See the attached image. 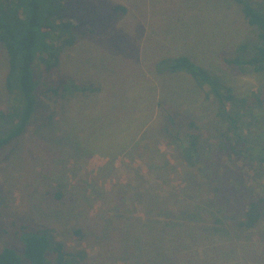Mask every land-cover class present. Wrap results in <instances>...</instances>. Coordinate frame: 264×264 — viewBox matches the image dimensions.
<instances>
[{
    "label": "rangeland",
    "instance_id": "obj_1",
    "mask_svg": "<svg viewBox=\"0 0 264 264\" xmlns=\"http://www.w3.org/2000/svg\"><path fill=\"white\" fill-rule=\"evenodd\" d=\"M243 1L264 13V0ZM69 5L82 17L114 5L128 13L96 22L95 32L76 36L72 44L70 33L50 41L57 47L64 86L77 88L56 95L42 89L24 133L0 149V252L10 247L21 253L17 233L30 226L47 229L69 251L84 253L80 264H151L160 248L186 238L191 248L180 253L177 264H264V243H253L257 235L237 243L217 237L215 246L207 245L213 237L186 223L216 225L209 215L211 178L214 169L224 172L231 164L216 132L215 103L186 73L155 68L160 59L188 56L238 97L263 89L264 73L224 62L241 45L248 44L249 53L260 44L243 6L236 0H72ZM48 55L43 50L35 60L40 86ZM9 71L0 44V103L11 107L16 90L7 88ZM188 119L204 134L191 165L172 150L169 144L178 142L164 130L179 133L184 145L195 131ZM12 126L0 121V139ZM165 137L171 141L165 143ZM244 168L230 175L245 173L249 185L264 193V172L250 183L252 169Z\"/></svg>",
    "mask_w": 264,
    "mask_h": 264
},
{
    "label": "trees",
    "instance_id": "obj_2",
    "mask_svg": "<svg viewBox=\"0 0 264 264\" xmlns=\"http://www.w3.org/2000/svg\"><path fill=\"white\" fill-rule=\"evenodd\" d=\"M71 1L0 0V44L7 50L10 66L7 88L12 92L16 90L11 107L0 103V121L13 122L12 128L0 139V149L24 133L36 112L38 97L45 92L42 89L45 88L46 92L56 95L77 88L74 84L70 87L64 86L66 81L57 69V47L50 41L60 33H70L72 40L68 42L72 44L76 36L95 32L96 22H104L108 17L117 20L128 13L125 6L114 5L82 17V12H75L70 7ZM236 2L243 6L244 17L255 29L260 44L249 53V45H241L237 48L236 56L225 58L224 62L230 67L252 68L256 73H264V13L243 0ZM69 10L75 14L71 13L68 17L61 15ZM57 19L60 25H57ZM43 50L49 55L48 58H43L45 68L41 76L44 75L45 86H40L41 79L36 75L35 60ZM155 68L159 73H186L194 80L197 88L204 92L206 99L215 103V122L219 124L216 132L226 161L231 164L224 172L214 169L215 173L211 178L209 215L215 218L216 225L207 227L201 223H186L200 226L213 237L205 240L207 245L215 246L217 237H234L237 243L243 241L245 236L255 235L258 237L253 240L254 246L259 242L264 243V227L260 228L264 224V193H258L249 185L245 173H241L239 177L230 175L234 169L245 172L246 166L249 170L252 169L253 173L250 183L261 180L260 171L264 172V88L254 91L250 96L238 97L231 87L223 84L188 56L160 59ZM82 89L89 91L91 88L85 86ZM188 125L195 131L188 133L184 145L181 144L183 140L179 133L173 135L175 132L169 127L164 130L169 138H175L178 142L172 146V142L169 144L172 150L175 149L181 158L191 165L189 162L192 157L201 153L199 150L204 134L198 133L199 128L195 121L188 119ZM169 138L165 137L164 142L171 141ZM163 205L162 202L159 206ZM27 228L31 227L27 226L23 228V232L21 230L17 233L23 243L21 253L14 248H4L0 252V264H80L86 260L84 253L71 252L65 244L55 241L49 230L35 227L36 229L31 231ZM75 234L76 237L82 238V231L77 230ZM191 235L192 238L198 237ZM188 243L186 238L178 244L171 243L168 248H160L150 263L177 264L176 258L180 253L191 248Z\"/></svg>",
    "mask_w": 264,
    "mask_h": 264
}]
</instances>
